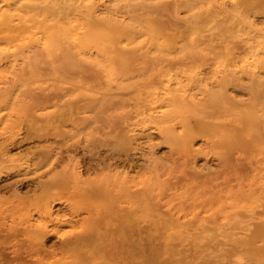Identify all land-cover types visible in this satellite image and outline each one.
Wrapping results in <instances>:
<instances>
[{
	"label": "rangeland",
	"instance_id": "374dc122",
	"mask_svg": "<svg viewBox=\"0 0 264 264\" xmlns=\"http://www.w3.org/2000/svg\"><path fill=\"white\" fill-rule=\"evenodd\" d=\"M63 7L100 24L84 50ZM0 14V264H264V0ZM167 83L186 105L150 109Z\"/></svg>",
	"mask_w": 264,
	"mask_h": 264
},
{
	"label": "bare ground",
	"instance_id": "6f19581e",
	"mask_svg": "<svg viewBox=\"0 0 264 264\" xmlns=\"http://www.w3.org/2000/svg\"><path fill=\"white\" fill-rule=\"evenodd\" d=\"M221 3V2H220ZM231 4V3H230ZM221 5V4H220ZM226 6V5H225ZM41 8V7H40ZM228 10V9H227ZM26 12V11H24ZM27 14V13H26ZM52 14V13H51ZM0 26L2 24V22L4 21L3 18V14H0ZM59 15L63 18V23L60 25L59 27V33H55L54 35L56 37H58L59 35L63 37V39L65 41H67L68 43L71 44H76L79 50H84V44L91 42L94 38V36L96 35V33H98V28H99V23L97 20H95L94 18H90L86 23H81L79 20H77V18H75V16L72 14V12L66 10V8H61ZM225 17V16H224ZM51 18V17H50ZM150 19V18H149ZM39 21V20H38ZM145 21V20H144ZM228 21V20H227ZM151 22V21H150ZM154 22V21H153ZM130 23V22H129ZM256 24V23H255ZM254 24V25H255ZM30 25V24H29ZM28 25V29L29 26ZM81 25V26H80ZM247 25V24H246ZM2 27V26H1ZM0 27V28H1ZM85 27V30H83L82 28ZM149 30V27H148ZM27 31V30H26ZM29 33V32H27ZM148 33V32H147ZM3 34L4 35V31L0 30V35ZM158 34V33H157ZM163 34V33H162ZM20 41V40H19ZM135 41V40H134ZM145 41V40H144ZM213 41V40H212ZM216 41V40H215ZM231 41V40H230ZM143 42V41H142ZM147 42V41H146ZM46 44H48L45 41ZM144 43V42H143ZM224 43V42H223ZM135 44V43H134ZM144 45V44H143ZM4 57V56H3ZM14 58V56H13ZM18 58V57H17ZM21 58V57H19ZM105 68H106V72H107V78H108V84L110 85V87H116L118 85V80L116 77V70L114 68V64L110 63V62H105ZM244 64L249 65L254 71L256 70L257 66L255 65L254 62L249 60V57H246L244 59ZM208 67V66H207ZM209 68V67H208ZM156 73V72H155ZM189 75V74H187ZM194 75V74H193ZM191 76V74H190ZM222 83V82H221ZM178 93L174 96L172 90L169 88V84H166L165 87V94L166 97L169 99L167 102L164 101H160V99L158 98V96L154 95L153 93L148 94V97L146 99L147 104L149 105L150 109H153L155 111H164L166 110L168 107L173 106L176 110H181V108L184 107V105H186V99H185V92H183L182 89H178L177 90ZM192 116V115H191ZM192 118V117H191ZM193 121V118L191 119ZM196 120V119H195ZM198 120V118H197ZM191 121V122H192ZM193 125L195 126L196 124H199L193 121ZM9 125V124H8ZM7 125V126H8ZM197 127V126H196ZM140 131V130H139ZM187 134V133H186ZM131 137V136H130ZM180 142V141H179ZM185 142V141H184ZM182 144V143H181ZM186 144V143H185ZM184 145V144H183ZM180 146V145H178ZM185 146V145H184ZM187 146V145H186ZM189 146V145H188ZM188 148H191L190 146ZM236 147H234L235 149ZM247 169V168H245ZM122 174V173H121ZM66 177V176H64ZM133 179V177H132ZM67 183V182H66ZM94 187V186H93ZM96 188V187H95ZM94 188V189H95ZM98 189H96L97 191ZM94 191V190H93ZM95 191V192H96ZM122 191V190H121ZM141 191V190H140ZM48 196V195H47ZM103 197V194H102ZM145 199V198H144ZM116 200V199H113ZM114 203V202H113ZM263 204V203H262ZM55 207V206H54ZM46 213L49 214V216L51 215L50 209H46ZM41 227L46 228V224L44 222H40L39 223ZM260 233L264 235V224H262L260 226ZM58 234V233H57ZM60 234V233H59ZM62 235V233H61ZM49 260V259H48ZM47 260V261H48ZM50 262V261H49Z\"/></svg>",
	"mask_w": 264,
	"mask_h": 264
}]
</instances>
